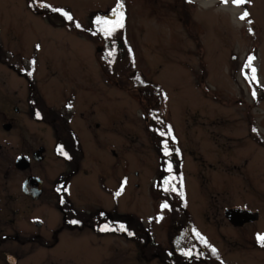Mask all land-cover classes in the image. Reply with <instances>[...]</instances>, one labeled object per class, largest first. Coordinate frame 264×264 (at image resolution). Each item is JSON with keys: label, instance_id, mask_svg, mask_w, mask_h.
Here are the masks:
<instances>
[{"label": "rangeland", "instance_id": "obj_1", "mask_svg": "<svg viewBox=\"0 0 264 264\" xmlns=\"http://www.w3.org/2000/svg\"><path fill=\"white\" fill-rule=\"evenodd\" d=\"M49 2L61 4L80 20L88 19L95 11L104 14L118 9L124 11V30L133 55L126 64L122 61L127 66L126 70L133 74L135 70L136 74L143 72L161 90L164 100L160 111L165 114L164 118L173 122L179 136L195 151L188 149L185 152V212L168 205L164 207L153 189V177L159 169L146 128L142 94L132 88L135 79L130 74L129 80L117 74L113 80L107 78L114 60H120L117 62L119 65L121 59L110 58L108 53H104V41L99 36L91 39L68 28L61 30L56 19H44L39 14L42 11L35 13L28 8L26 0H0V40L8 50L16 53V66L19 70L24 69L33 58L34 76L40 89L43 84H48V96L55 99L49 103L60 106L56 109L58 113L68 110L72 116L69 123L75 124L73 128L77 134L83 133L80 150L74 153L79 156L72 163L55 151L53 131L47 127L49 149L42 161H34L29 169L43 181V193L36 200L26 199L21 191L20 180L25 172L1 162L0 202L3 201L1 195L14 193L12 198L9 197L11 202L7 201L8 205L15 202L18 209L24 208L22 213L17 210L16 227L23 230L26 225L34 224L33 220L39 219L40 232L45 235L59 224L61 211L55 208L52 188L64 173L71 172L72 178L69 177L65 186L67 201L96 208V211L102 207L117 214H139L150 229V237L163 252L173 246L170 234L177 232L174 225L180 226L186 221L179 231L178 242L174 244L181 253H185L184 246L189 242L192 245L190 249L203 248L201 237L196 234L197 228L190 224L191 218L202 228L208 223L207 217H213L216 209L227 203L256 207L262 212L256 226L263 228L264 189H256L257 195L252 196V151L247 133L252 112L264 120V101L252 104L248 82L249 75H252V59L246 67L252 58V4L256 0L239 6L232 0L227 3L224 0H190L180 13V21L177 19L179 2L176 0H39L43 5ZM260 2L264 8V0H257ZM245 11L249 17L241 19ZM97 45L100 50H97ZM108 48L114 50L115 46L112 44V48ZM40 49L43 53L39 55ZM49 68L55 69V73L52 74ZM114 70L119 73L117 66ZM257 74L258 81L264 84V70ZM0 75L6 79L1 89L10 90V93L13 89L25 91L23 75L3 64H0ZM115 79L119 82L116 83ZM68 92L75 97H67L65 101L64 95ZM62 96L57 103L58 97ZM82 96L89 100L80 103L78 99ZM81 110L84 114L91 113L90 118L81 119ZM95 121L100 124L95 126ZM80 122H83V128ZM41 127L28 124V133H32L33 138L37 137L34 144L41 140ZM219 128L224 129V137L217 134ZM227 136L238 138L225 144L232 145L235 150L234 153L226 151L222 156L225 170L233 171L225 173V177L232 180L234 188L223 192L218 191L221 179L216 178V172L204 162H217L221 153L215 148L216 138L221 137L225 142ZM8 140L10 144H22ZM25 143L28 146L32 144L28 139ZM7 152L12 158L19 150L15 147ZM198 169H203L204 175H200ZM190 178L193 183L199 182L201 190L192 186L188 189ZM258 179L264 180V177ZM119 187L123 190L120 191ZM118 191L120 194L113 196ZM8 214L11 215L10 212ZM21 221L26 225L22 226ZM230 242L224 243L232 251L224 255L231 264H264V249L258 245L252 250L251 245L242 241L241 246L248 253H232L235 246ZM33 245L29 249L28 243L10 239L1 247L15 252L13 254L18 257L16 264H70L66 258L68 255L81 256L82 264H163L156 254L143 253L133 239L118 231L112 234L91 233L78 227L69 229L64 226L59 228L58 239L53 245ZM236 254L245 258L252 255V260H236ZM60 255L63 257L58 258ZM2 256L0 264H10ZM211 256L205 253V259L212 261ZM53 258L56 260L50 263ZM89 258L92 259L90 263Z\"/></svg>", "mask_w": 264, "mask_h": 264}, {"label": "flooded vegetation", "instance_id": "obj_2", "mask_svg": "<svg viewBox=\"0 0 264 264\" xmlns=\"http://www.w3.org/2000/svg\"><path fill=\"white\" fill-rule=\"evenodd\" d=\"M176 1L179 2V15L177 16V19L180 21V13L183 12V7H186V3L190 0ZM254 5H258L259 7L256 8L254 7ZM122 13L124 15V11ZM39 14L44 19H56L57 23H59L60 29L62 30L63 28H65L63 26V17L58 11L47 10L44 13L41 12ZM107 16L109 18H113L115 16V12H111V14ZM126 28L127 26L125 27V29ZM73 32L76 34H85L86 36L91 38L90 35L85 31L79 30ZM126 35L127 34H125V36ZM106 37L112 38V35H106ZM252 41H254L252 42V69H255V72L254 74L252 73V75L249 72V86L252 93V104H257L264 101V84L258 81L259 79L257 76L258 71L260 74V70H264V8L262 7V2L257 3V0L255 4H252ZM113 46H115V50L117 44H113ZM6 48L7 47H5L3 42L0 40V64L5 65L9 69H13L17 73H19V75H23L26 85L24 92H17L16 89H13V91L10 93V90L6 91L1 89V85L3 82H6V79L2 78V75H0V167L1 162L5 161L10 168H13L20 172H25L24 177L20 180L21 191L25 194L24 197L26 199L36 200L43 193L42 178L40 177V185L42 187L41 192L36 197H33L30 193L26 192L22 187V183L28 176L36 175L31 173L29 169L33 165L34 161L41 162L44 158L45 152H47L49 149L48 138L50 139V133L48 134L47 127L49 126V128H51L53 131L51 135L54 140L55 151H58V153L59 151L66 152L69 156V159L66 160H71L72 163H75L76 156H79L78 154L74 155V153L80 150L79 145L81 144V134L83 133H78L80 136L79 139L77 132L73 128L75 124L73 123L72 126V124L69 123L72 116L71 113L68 112V110L67 112L59 111L58 113L56 109H58L60 106H53L49 103L50 101H54L55 99H51V97L48 96V84H43V87H41L42 90L40 89L38 84L39 82L34 76V65L32 61L33 58L28 61V66H26L24 69L19 70V68L16 66V53L8 50L9 48ZM110 50L114 51L113 48ZM40 52L41 49L39 50V55ZM34 55L35 54H33L32 56ZM120 59L121 62L124 61L125 64L129 60H125L122 58ZM114 61L115 62L109 67L110 72H108L107 78L113 80L115 76L114 74H117L118 76H124L129 80L130 74L131 78L135 79L132 88L136 89L138 93L142 94L140 96L144 101V113H146L147 116L146 128L148 130V136H151L153 148L157 155V168L159 169V172L157 173V175H155V178L153 177V189L158 193L159 200H162V203L168 206H173L176 211L185 212L184 200L186 202V180L184 179L183 174L185 168V152L188 149H191L192 151H195V149L191 148L183 141L172 121L166 122L165 120L160 119V117H162L163 115V113L160 111L161 97L158 95V89L156 88L154 83L150 82L151 80H149L143 72L136 74L135 70L133 74V72L131 73L126 70L127 66H125L123 62L117 65V62L120 60ZM130 61L133 62L132 59ZM114 66H117L119 73H115L116 67L113 72ZM49 70L52 74H54L56 71L53 68H49ZM88 77H90V75H88ZM114 81L116 83L119 82L118 79H115ZM147 86H150L149 89H147ZM69 94L70 92L64 95V100L67 97H75V94L73 96ZM151 97L155 98L150 100ZM60 98H63V96L58 97L57 103ZM76 98H78V96ZM78 100H80V103H85L89 99L82 96L81 99ZM80 114L81 119H89L91 116V113L84 114L82 110L80 111ZM150 115L153 121H149ZM28 124H38L42 126L41 128L43 129V134L40 135L41 140L39 143L34 144L37 137L33 138L34 135L32 133H28ZM99 124L100 123L98 121H95V126H98ZM80 125L82 127L83 122H80ZM223 130L224 129L219 128L217 134H219V136L221 134L222 137H224L225 133L223 132ZM161 133H163V135H161ZM247 133L250 137V150L252 151V196H255L258 193L256 189H264V180L258 179L260 177H264V120L262 121L261 118H259V116L257 115H254L253 112L252 122L249 123ZM44 134L45 136H43ZM173 137L175 139H173ZM26 138L28 139L29 143H32L33 145L30 144L28 146L25 143V141L27 140ZM237 138L238 136L235 138L234 136H227V138H225L227 139L225 140V142L221 137L216 138L215 148H217L221 155L219 156L216 163H212L211 161L204 162V164L208 163L209 167L214 172H216V178L221 179L222 185L220 187V190L218 191H232V189L234 188L232 180L225 177V173H232L233 171L225 170V163L222 159V156L226 151H229L231 153L235 152L232 145L226 146L225 144H228L226 143V141ZM8 139H11L12 141H19L22 144H10ZM164 142H166L167 144V149L170 153L169 155H165V152L163 150L165 146ZM15 147L19 150V152L15 153L11 158L9 156L10 153H8L7 150L14 149ZM39 149H42L40 153H38ZM40 155H42V158H39ZM18 156H26V161H28V164L24 167L18 166L16 164V158ZM200 164L202 166L201 161ZM169 165L171 166V170H169ZM235 165L236 164H234V166ZM206 167L208 166L205 165V168ZM199 170L200 175H204L203 169H198V171ZM190 171L192 172V170ZM69 177L72 178L69 172L64 173L63 177L61 176V179L56 182L57 185L52 188V196L55 200V208L61 211L59 218L61 224L59 223L52 227L49 233L45 235L40 232L41 221L39 219L33 220V223L37 225V228L32 223L26 225L25 221H21L23 223L22 226L26 225V227L23 230H19L15 225V215L18 211L22 213V209L24 208L18 209L15 202L12 205H8L7 201L11 202V198L14 196V193L11 192L12 195H10L9 193H7L6 195L3 194V196L1 195L3 201L0 202V255H3L2 258L4 257L6 260L5 253H15L9 249L1 247L2 244H5L10 239L22 243H28V248L30 249L34 246L33 243L47 247L53 245L54 242L58 239L60 227L62 228L66 226L69 229L78 227L81 229L89 230L91 233L98 232L95 222L96 208L78 206L77 204H72L70 201L66 200V196L64 195V193L65 186H67V184L69 183ZM119 182L121 183L122 180H120ZM187 183L188 189L192 186L195 190L199 188L201 190V186L199 185L198 181H195V183H193L190 178ZM17 184H19V180ZM210 184L212 183L210 182ZM119 186L122 187L123 185L119 184ZM10 196L11 198H9ZM8 212H10L11 215H9ZM106 213L110 214V212L108 211H106ZM260 215H262V212L260 213L256 207L251 208L248 206L227 203L220 208L218 207L216 209V213L213 214V217H207L208 223H205L204 226L202 224V228H200L195 221L193 222L191 218L190 224L193 227L197 228L196 234L201 237V241L203 242V253L212 254V261H210L209 259H205V264H231L224 255V253L232 251L230 248L228 249V247L224 243L225 241H231L230 245L235 246V251H233L232 253H236L238 251L248 253V251H246V248L244 246H241L242 241L248 243V245H251L252 248L250 249L252 250L253 246L255 245H258L261 249H264V244L258 241V235H264V227L258 229L256 226V222L262 217ZM171 219H173V216ZM73 221H75V223H73ZM186 222L180 226L174 225V228H177L176 233L178 235L179 231L185 226ZM100 233L112 234L113 232L107 231L105 229ZM146 235L148 236V232H146ZM66 238L72 237L67 236ZM213 249H215V251H213ZM59 257L61 258L63 256L60 255L58 256V258ZM66 258L68 259L67 262L70 264H82L80 262L82 260L81 256L68 255ZM214 258L215 261H213ZM246 258L252 260V255ZM246 258L242 255H240L239 257V255L236 254V260H244ZM55 260L56 258L51 259L50 263L54 262ZM91 261L92 259L89 258L88 262L90 263Z\"/></svg>", "mask_w": 264, "mask_h": 264}, {"label": "trees", "instance_id": "obj_3", "mask_svg": "<svg viewBox=\"0 0 264 264\" xmlns=\"http://www.w3.org/2000/svg\"><path fill=\"white\" fill-rule=\"evenodd\" d=\"M26 3L28 8L35 13H39L41 11L44 13L47 10L58 11L63 17V26L69 30L75 32L82 30L87 32L90 37L99 36L100 39L105 42L106 49L104 50V53L112 54L109 55L110 58H133L130 44L128 43L124 33V27L120 30V32L118 31L119 28L116 29L112 34V38H110L106 37L104 32L101 31L102 28L107 26L97 23L98 20H110L115 22V20L118 19L117 12L115 18L112 19L106 18L100 11H95L91 13L88 19L80 20L79 18L72 16L70 11L66 10L61 5H53L51 3L43 5L39 3V0H26ZM65 13L71 16L72 19L69 20ZM77 25H79V27H77ZM111 43L114 45L117 44L114 51H111L109 48L107 49V47L111 46ZM163 120L168 121L166 117L163 118ZM59 154L65 157V159H69L66 152L59 151ZM95 218L97 231H100L101 229H106L111 232L118 231L121 235H125L126 237L133 239L138 247L143 250V253H153V251L158 248L155 246V242L152 238L147 240L146 231L148 229L143 225L142 218L136 213H112L111 215V213L107 214L103 209L98 208ZM122 228H126L127 231H123ZM170 238L174 241L172 243L173 246L164 249V252L158 250V253H160L159 259L163 264H205V253H203V249H197L196 247H194V249H190L192 245H190L191 243L189 242L186 246H184L185 253H181L177 248V244H174L176 241L178 242L177 239H179V235L170 234Z\"/></svg>", "mask_w": 264, "mask_h": 264}, {"label": "snow or ice", "instance_id": "obj_4", "mask_svg": "<svg viewBox=\"0 0 264 264\" xmlns=\"http://www.w3.org/2000/svg\"><path fill=\"white\" fill-rule=\"evenodd\" d=\"M225 3L228 2V0H224ZM232 2L236 5H243L245 3H248L249 0H232ZM65 15L67 16V18L69 20L72 19L71 16H69L67 13H65ZM117 16H118V19L115 20V22L113 21H110V20H98L97 23L99 24H103V25H106L107 27L105 28H102L101 31L104 32L105 35H108V36H111L113 34V32L118 29V28H123L124 27V16H123V13L122 11H118L117 12ZM249 17V13L247 11H245L242 15H241V19H246ZM77 27H79V25H77ZM109 55H112L111 53ZM251 59L252 58H249V61H248V65L249 66L251 64ZM252 73L254 74L255 72V69H251ZM253 79H254V75H253ZM161 135H163V133H161ZM173 139H175L173 137ZM164 152H165V155H169L170 153L168 152V149H167V144L166 142H164ZM66 155V154H65ZM169 170H171V166L169 165ZM126 182V181H125ZM123 189L121 188L120 191H122ZM119 191L117 192V195H119ZM164 207H167V205L165 204ZM73 223H75V221H73ZM123 231H127L126 228H122ZM131 234V233H129ZM258 241L261 242L262 244H264V235H258ZM213 251H215V249H213Z\"/></svg>", "mask_w": 264, "mask_h": 264}, {"label": "water", "instance_id": "obj_5", "mask_svg": "<svg viewBox=\"0 0 264 264\" xmlns=\"http://www.w3.org/2000/svg\"><path fill=\"white\" fill-rule=\"evenodd\" d=\"M99 49V47H97ZM42 149L38 150V153L41 152ZM39 158H42V155H40ZM16 164L20 167H24L28 164V161H26V156H19L16 159ZM41 180L40 178L36 176H28L22 183L23 189L30 193L33 197H36L41 192ZM6 258L11 263H16V256L12 253H7Z\"/></svg>", "mask_w": 264, "mask_h": 264}]
</instances>
